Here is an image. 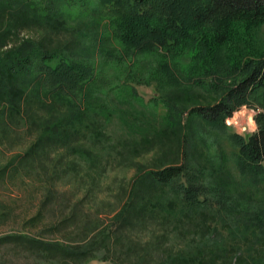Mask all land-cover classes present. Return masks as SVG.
Returning a JSON list of instances; mask_svg holds the SVG:
<instances>
[{
    "label": "rangeland",
    "instance_id": "rangeland-1",
    "mask_svg": "<svg viewBox=\"0 0 264 264\" xmlns=\"http://www.w3.org/2000/svg\"><path fill=\"white\" fill-rule=\"evenodd\" d=\"M53 6L62 11L64 25L17 17L0 23V52L31 39L91 60L102 83L92 88L88 104L98 103L99 114L86 116L91 127L68 143L28 156L37 123L50 108L32 102L24 118L0 115V264H156L197 253L205 254V264H264V178L240 170L238 148L228 135L235 131L211 127L186 109L219 99L205 91L210 78L205 85L176 87L161 66L162 52L137 53L122 45L96 0H54ZM252 40L264 45V26ZM173 58L176 74H190L187 52ZM192 77L187 83L203 82ZM168 99L179 109L180 125L171 123ZM180 163L205 186L200 209L183 208L174 186L150 179L153 169ZM127 202V222L115 229L111 219ZM110 225L115 233L104 243L108 249L99 246L81 262L15 238L23 234L71 249L95 236L97 242Z\"/></svg>",
    "mask_w": 264,
    "mask_h": 264
},
{
    "label": "trees",
    "instance_id": "trees-1",
    "mask_svg": "<svg viewBox=\"0 0 264 264\" xmlns=\"http://www.w3.org/2000/svg\"><path fill=\"white\" fill-rule=\"evenodd\" d=\"M45 1L0 0V23L17 17L37 24L64 25L62 11L53 6L54 0L40 4ZM96 1L105 10L111 33L122 45L137 53L162 52L161 66L176 87L205 85V80L210 78L205 91L216 92L219 99L213 104L186 107L190 116L196 115L209 126L225 130L224 119L235 108L257 105L258 132L246 137L237 133L228 135L238 148L240 170L264 178V45L258 46L252 40L254 32L264 26V0ZM14 29L15 24L9 25L6 32ZM2 39L4 36L0 35V42ZM183 52L192 60L186 78L175 73L177 67L172 62L173 56ZM71 56L64 49L51 50L31 39L0 52V115L24 118L32 102L54 110L49 112V117L40 118L39 133L24 156L40 153L50 144L68 143L80 129L91 127V122L84 120L86 116L99 114L98 103L88 104L92 88L102 83L99 72L91 60ZM192 75L203 82L187 83L186 79L189 81ZM169 103L171 123L180 125V116H176L179 109ZM60 106L63 109L58 113ZM149 176L156 184L174 186L183 208L200 209L206 199L200 198L205 186L196 181L186 163L153 169ZM128 202L111 219L116 223L115 229L127 222L122 214ZM110 228L111 225L100 232L97 242L95 236L71 249L57 241L37 240L23 234L15 238L33 243L35 249L40 248L51 256L76 257L81 262L93 256L99 246L108 249L104 243L108 244L110 234L115 233ZM228 251L222 256L228 255ZM209 252V262L214 261V252ZM237 253L232 255L238 257ZM204 255H172L156 264H205Z\"/></svg>",
    "mask_w": 264,
    "mask_h": 264
},
{
    "label": "clouds",
    "instance_id": "clouds-1",
    "mask_svg": "<svg viewBox=\"0 0 264 264\" xmlns=\"http://www.w3.org/2000/svg\"><path fill=\"white\" fill-rule=\"evenodd\" d=\"M255 115L254 110L249 109L247 105H242L240 109L234 110L230 117H225L224 125L239 135L253 134L259 130Z\"/></svg>",
    "mask_w": 264,
    "mask_h": 264
}]
</instances>
